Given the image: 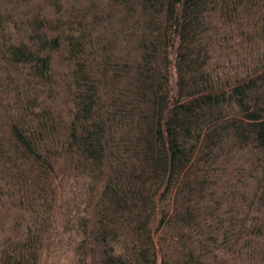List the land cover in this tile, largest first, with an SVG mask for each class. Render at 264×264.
Segmentation results:
<instances>
[{
    "label": "trees",
    "instance_id": "16d2710c",
    "mask_svg": "<svg viewBox=\"0 0 264 264\" xmlns=\"http://www.w3.org/2000/svg\"><path fill=\"white\" fill-rule=\"evenodd\" d=\"M0 264H264V0H0Z\"/></svg>",
    "mask_w": 264,
    "mask_h": 264
}]
</instances>
